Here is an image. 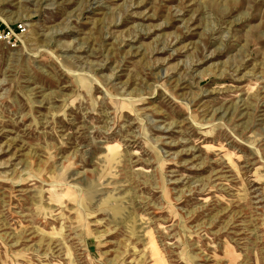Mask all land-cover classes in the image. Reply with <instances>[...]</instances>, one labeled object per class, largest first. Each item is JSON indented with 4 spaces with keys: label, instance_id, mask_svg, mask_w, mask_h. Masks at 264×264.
I'll return each mask as SVG.
<instances>
[{
    "label": "rangeland",
    "instance_id": "rangeland-1",
    "mask_svg": "<svg viewBox=\"0 0 264 264\" xmlns=\"http://www.w3.org/2000/svg\"><path fill=\"white\" fill-rule=\"evenodd\" d=\"M0 19V264H264V0Z\"/></svg>",
    "mask_w": 264,
    "mask_h": 264
},
{
    "label": "built area",
    "instance_id": "built-area-1",
    "mask_svg": "<svg viewBox=\"0 0 264 264\" xmlns=\"http://www.w3.org/2000/svg\"><path fill=\"white\" fill-rule=\"evenodd\" d=\"M12 31L0 19V41L10 43L12 40Z\"/></svg>",
    "mask_w": 264,
    "mask_h": 264
}]
</instances>
